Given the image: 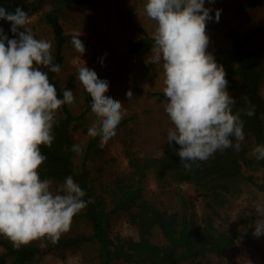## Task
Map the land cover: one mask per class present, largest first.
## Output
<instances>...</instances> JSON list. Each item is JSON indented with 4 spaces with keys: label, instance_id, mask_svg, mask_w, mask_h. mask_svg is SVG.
Masks as SVG:
<instances>
[{
    "label": "trees",
    "instance_id": "1",
    "mask_svg": "<svg viewBox=\"0 0 264 264\" xmlns=\"http://www.w3.org/2000/svg\"><path fill=\"white\" fill-rule=\"evenodd\" d=\"M100 2L0 0V7L10 12L21 7L28 15L41 10L53 45V63L62 69L65 47L74 48V34L65 30L64 17L92 11ZM214 5V19L207 23V32H216L227 40V45L210 53L226 71L227 90L236 100L233 111L250 105L256 109L255 116H242L245 139L241 151H218L207 161L185 169L177 154L180 146L167 142L173 125L163 108L166 97L163 91H156L152 96L161 106L154 128V120L149 118L145 130L144 125L127 127L124 119L114 137L121 143L118 155L111 150L114 138L101 149L99 138L88 136L83 154L78 155L71 151L78 144L75 133L91 111V97L83 90L79 92L80 113L76 114L71 105L58 110V122L53 128L55 140L51 148L41 146L47 159L39 173L42 179L52 181L53 189L72 176L86 193L83 199L94 202L73 218L70 231L55 244L43 241L47 246L41 247L42 242L35 241L17 249L0 236V264H44L47 255L60 257L62 264H67L68 256L76 257L78 264H220L219 260L237 241L246 246L251 256L259 252L264 258V247L252 240L255 222L264 216L248 221L244 231H239L228 227L227 213L242 194L243 184L264 192V160H257L253 153L257 145L264 144V120L260 119L264 113V24L242 31L238 27L245 16L259 10L260 2L215 0ZM217 9L221 10L218 22ZM0 29L10 39L15 38L9 22L0 20ZM139 32L138 39L127 42L128 54L151 55L153 36L143 27ZM79 38L85 49L92 46L88 39ZM42 70L48 72L60 98L65 89L78 92L77 70L65 77L47 68ZM139 139L150 144L135 148ZM183 186L189 187L190 193ZM120 222L134 227L137 235L115 233Z\"/></svg>",
    "mask_w": 264,
    "mask_h": 264
},
{
    "label": "clouds",
    "instance_id": "2",
    "mask_svg": "<svg viewBox=\"0 0 264 264\" xmlns=\"http://www.w3.org/2000/svg\"><path fill=\"white\" fill-rule=\"evenodd\" d=\"M211 12L205 0H146L144 4V13L156 23L148 62L162 63L164 109L173 125L167 142L180 146L177 154L189 170L218 151H241L245 139L242 116L256 115L255 105L233 111L236 100L227 90L226 71L207 51ZM220 12L215 10L217 22ZM0 20L11 24L15 37L10 39L0 29V236L17 249L35 241L46 247L43 241L57 243L70 231L73 218L94 202L83 199L86 193L72 176L53 189L52 181L39 173L47 159L41 146L51 148L55 140L58 110L73 105L75 97L65 89L60 98L48 72L42 70L58 74L61 67L53 63L52 42L35 38L27 27L28 13L21 7L11 12L0 7ZM79 36L74 34L71 44L82 56L85 45ZM77 72L96 118L87 135L98 137L103 149L116 136L127 110L106 95L109 82L93 69L84 63ZM126 97L133 99L131 90ZM260 119L264 120V113ZM71 151L82 155L84 149L74 144ZM253 153L257 160H264V144L257 145ZM255 212L264 216V207L258 206ZM253 234L264 235V219L255 222Z\"/></svg>",
    "mask_w": 264,
    "mask_h": 264
},
{
    "label": "rangeland",
    "instance_id": "3",
    "mask_svg": "<svg viewBox=\"0 0 264 264\" xmlns=\"http://www.w3.org/2000/svg\"><path fill=\"white\" fill-rule=\"evenodd\" d=\"M258 1L260 2L259 10H255L243 18L238 25L240 31L256 24H264V0ZM145 3L146 0H101L100 4L92 11L68 13L63 20L65 30L68 33L80 34L91 41L92 46L85 49L82 56L74 48L65 47V64L59 73L60 77H65L85 63L87 67L97 73L100 79L109 82V91L106 95L124 104V108L127 110V115L124 117L127 120L126 126L143 127L144 125L143 130L146 129L147 118L154 120L153 128L155 127L161 105L155 103L152 93L163 91L165 87L162 63L151 64L148 61L152 54L132 56L126 49L128 41L139 38V27H143L151 36L155 33L156 23L144 13ZM205 7L212 9L210 14L214 19V3L205 0ZM29 18L30 22L27 27L31 29L34 37L48 40L49 33L47 25L43 21V12L41 10L33 11L29 14ZM19 30L23 31V29ZM207 34L210 38L208 52L227 45V40L216 32H207ZM83 90L84 88L79 82V90L74 94L75 103L71 105L76 114L80 113L82 109L79 92ZM129 90L133 93L131 101L126 97V92ZM152 108H155L156 111H152ZM145 109H149L150 112L145 113ZM95 119L94 114L90 111L86 115V120L81 121L82 126L75 133L78 144L82 147L88 136L87 129L95 122ZM112 142L114 144L111 150L118 155L120 140L114 138ZM148 144H144L142 139H139V144L135 148ZM118 161L123 163L124 159L119 158ZM256 175L258 177L260 173ZM262 182L260 179L259 183ZM183 189L190 193L189 187L183 186ZM258 206L264 207V192L252 189L247 183L243 184L242 194L227 210L228 227L244 231L247 222L255 221L259 216L255 212ZM115 231L123 236L135 237L137 235L135 228L126 222H120ZM252 240L264 247V235L259 237L254 235ZM234 251L238 256L232 255L233 261L235 258H239V254L244 251L240 241L236 242ZM255 256L260 257L259 253H256ZM229 260L228 255H224L219 263L224 264ZM66 261L67 264L79 263L78 259L72 256H68ZM44 264H62V260L55 255H47Z\"/></svg>",
    "mask_w": 264,
    "mask_h": 264
},
{
    "label": "crops",
    "instance_id": "4",
    "mask_svg": "<svg viewBox=\"0 0 264 264\" xmlns=\"http://www.w3.org/2000/svg\"><path fill=\"white\" fill-rule=\"evenodd\" d=\"M240 245L243 246L244 251L239 254V258H235V260L233 261V259H231V256L233 255L234 257L238 254H236V251H234V247L232 249H229L224 255H228V257L230 258L229 262H225L224 264H264V258H261L260 253H259V258L254 255L251 256V254L248 252L247 248L245 245H243L240 242ZM235 246V245H234ZM233 261V262H231Z\"/></svg>",
    "mask_w": 264,
    "mask_h": 264
}]
</instances>
